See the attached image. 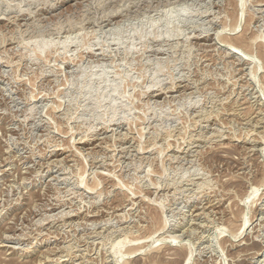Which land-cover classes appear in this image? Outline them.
<instances>
[{
	"label": "rangeland",
	"instance_id": "rangeland-1",
	"mask_svg": "<svg viewBox=\"0 0 264 264\" xmlns=\"http://www.w3.org/2000/svg\"><path fill=\"white\" fill-rule=\"evenodd\" d=\"M156 262L264 264V0H0V264Z\"/></svg>",
	"mask_w": 264,
	"mask_h": 264
},
{
	"label": "bare ground",
	"instance_id": "bare-ground-1",
	"mask_svg": "<svg viewBox=\"0 0 264 264\" xmlns=\"http://www.w3.org/2000/svg\"><path fill=\"white\" fill-rule=\"evenodd\" d=\"M236 38H237V37H236ZM240 38H241V37H240ZM240 38H239V39H240ZM234 39H235V38H234ZM237 39H238V38H237ZM237 39H236V41H237ZM239 39H238V40H239ZM226 41H227V40H226ZM228 41H229V40H228ZM230 41H231V40H230ZM240 41H242V39H240ZM234 42H235V41H234ZM246 42H247V41H246ZM231 43H232V42H231ZM235 43H236V42H235ZM229 44H230V43H229ZM237 44H238V42H237ZM243 44H244V42H243ZM235 45H236V44H235ZM239 45H240V44H239ZM241 45H242V43H241ZM232 46H233V45H232ZM238 49H239V48H238ZM241 49H242V48H241ZM234 50H235V49H234ZM235 51H237V50H235ZM242 56H243V55H242ZM240 57H241V56H240ZM247 58H248V57H247ZM250 59H251V58H250ZM186 89H187V88H186ZM157 92H158V91H157ZM158 93H159V92H158ZM156 97H157V96H156ZM247 106H248V105H247ZM247 106H246V108H247ZM240 107H241V106H240ZM240 109H241V108H240ZM244 111H246V110H244ZM244 111H243V112H244ZM249 111H250V110H249ZM249 111H248V112H249ZM245 113H246V112H245ZM216 144H217V143H216ZM222 145H223V144H222ZM225 145H226V144H225ZM225 145H224V146H225ZM94 146H95V145H94ZM227 146H228V145H227ZM91 147H92V146H91ZM215 147H216V146H215ZM217 149H218V148H217ZM218 150H219V149H218ZM66 153H67V152H66ZM63 155H64V154H63ZM61 156H62V155H61ZM256 186H257V185H256ZM250 187H251V186H250ZM252 189H253V188H252ZM209 202H211V201H209ZM216 202H217V201H216ZM211 203H212V202H211ZM211 203H210V206H212ZM200 209H201V208H200ZM200 212H201V210H200ZM150 214H151V213H150ZM157 215H158V214H157ZM157 215H156V216H157ZM230 215H231V214H230ZM84 216H85V215H84ZM150 216H151V215H150ZM226 216H227V215H226ZM151 218H152V217H151ZM153 218H154V217H153ZM227 218H228V217H227ZM227 218H226V219H227ZM232 218H234V217H232ZM236 218H238V217L236 216ZM228 219H230V218H228ZM155 220H157V219H155ZM230 220H231V219H230ZM150 221H151V220H150ZM153 221H154V220H153ZM245 221H246V220H245ZM154 222H155V221H154ZM228 222H229V221H228ZM233 222H234V221H233ZM150 223H151V222H150ZM157 223H158V222H157ZM231 224H232V223H231ZM236 224H237V223H236ZM155 225H156V223H155ZM242 225H243V223H242ZM242 225H241V228H242V227L244 228L245 225H244V226H242ZM237 226H238V225H237ZM142 227H143V226H142ZM142 227H141V228H142ZM160 227H161V226H160ZM160 227H159V228H160ZM139 228H140V226H139ZM238 228H240V227H238ZM158 230H159V229H158ZM143 231H144V230H143ZM238 231H239V230H238ZM229 232H230V231H229ZM150 234H151V233H150ZM142 236H143V235H142ZM133 237H134V236H133ZM144 237H145V235H144ZM134 238H139V237H136V236H135ZM244 244H245V243H244ZM140 246H141V245H140ZM137 247H138V246H137ZM137 247H136V248H137ZM173 248H174V247H173ZM180 248H181V247H180ZM129 249H130V251H131V254H133V253H132L133 251H137V252H139V251H138L137 249H135V248H133V249H132V248H128V250H129ZM134 249H135V250H134ZM138 249L141 250L140 247H138ZM128 250H127V251H128ZM169 250H170V249H169ZM172 251H173V250H172ZM129 254H130V253H129ZM134 254H135V253H134ZM162 254H163V253H162ZM174 254H175V252H174ZM188 254H189V253H188ZM137 255H138V254H137ZM171 255H172V254H171ZM185 255L187 256L186 253H185ZM186 256H185V258H187ZM162 257H163V256H162ZM162 257H161V259H162ZM157 258H158V257H157ZM152 259H154V258H152ZM155 260H156V258H155ZM158 260H159V259H158ZM159 261H160V260H159ZM186 261H187V260H186ZM147 262H148V261H147ZM150 262H152V260H151ZM156 263L159 264L158 262H156ZM156 263H153V264H156Z\"/></svg>",
	"mask_w": 264,
	"mask_h": 264
}]
</instances>
